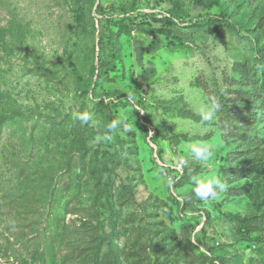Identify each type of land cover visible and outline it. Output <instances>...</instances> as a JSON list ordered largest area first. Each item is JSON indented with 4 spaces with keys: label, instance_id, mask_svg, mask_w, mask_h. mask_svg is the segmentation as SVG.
<instances>
[{
    "label": "rangeland",
    "instance_id": "374dc122",
    "mask_svg": "<svg viewBox=\"0 0 264 264\" xmlns=\"http://www.w3.org/2000/svg\"><path fill=\"white\" fill-rule=\"evenodd\" d=\"M2 117L0 264H264V0H0Z\"/></svg>",
    "mask_w": 264,
    "mask_h": 264
},
{
    "label": "clouds",
    "instance_id": "9594fccd",
    "mask_svg": "<svg viewBox=\"0 0 264 264\" xmlns=\"http://www.w3.org/2000/svg\"><path fill=\"white\" fill-rule=\"evenodd\" d=\"M220 108L221 104L213 99L210 106L200 110L199 115L201 122L210 123L214 121L215 115L220 110ZM76 118L82 123L86 124L91 120L92 117L90 113L83 112L78 114ZM120 124L121 121L114 120L108 124V130L111 131L117 129L120 127ZM188 151L192 160L207 169L206 175L202 177L194 176L192 178V193L194 197L204 202L221 200L224 195L229 192V182L218 175V169L214 167V165L218 163V161L215 159L217 151L215 146L207 143H194L189 145ZM186 166H188L187 160L183 161L182 164V167ZM172 183H174V181L169 182V188L172 187ZM191 243H196L195 233L192 234Z\"/></svg>",
    "mask_w": 264,
    "mask_h": 264
},
{
    "label": "trees",
    "instance_id": "16d2710c",
    "mask_svg": "<svg viewBox=\"0 0 264 264\" xmlns=\"http://www.w3.org/2000/svg\"><path fill=\"white\" fill-rule=\"evenodd\" d=\"M99 11L101 10V8L99 7L98 9ZM106 21V20H105ZM115 27H117L116 33L115 35H119L120 33H122V27L118 22H113L112 23ZM102 35L99 36V54L97 56V59L99 61V63H101V55L104 52V47L102 45ZM92 53V58H94V48H92L91 50ZM100 65V64H99ZM6 120V117H2L0 119V126L4 123V121ZM107 185H110V181L107 182ZM131 194L129 187L126 184H122L121 185V198H123L122 200H126L128 198V196ZM110 197H108L109 199ZM109 206H112V203L109 201ZM206 252V251H205ZM205 254V253H204ZM209 254V253H207ZM203 255V254H202ZM107 257V259L103 262L104 264H119L118 262V258L116 255V252L112 249H110L107 253V255H105ZM206 257V255H204ZM214 262H217L216 260Z\"/></svg>",
    "mask_w": 264,
    "mask_h": 264
}]
</instances>
